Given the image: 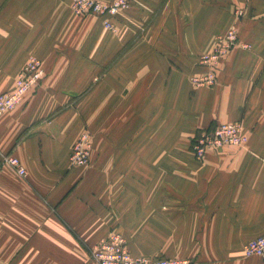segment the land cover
<instances>
[{"label":"crops","instance_id":"0c3cea01","mask_svg":"<svg viewBox=\"0 0 264 264\" xmlns=\"http://www.w3.org/2000/svg\"><path fill=\"white\" fill-rule=\"evenodd\" d=\"M130 1L112 37L102 18L77 17L73 0H0V94L31 57L48 80L70 83L0 118V264H97L91 249L112 233L135 256L264 264L244 251L264 236V0ZM167 17H180L176 39L134 44L135 70L124 60L103 77L90 164H72L91 112L90 99L70 105L75 81L105 72ZM234 22L241 41L216 67V85L195 87L191 78L210 71L200 57ZM227 123L242 124L247 144L197 159L195 136ZM10 156L24 179L3 163Z\"/></svg>","mask_w":264,"mask_h":264},{"label":"built area","instance_id":"2783aa9c","mask_svg":"<svg viewBox=\"0 0 264 264\" xmlns=\"http://www.w3.org/2000/svg\"><path fill=\"white\" fill-rule=\"evenodd\" d=\"M128 8L127 0H114L111 3L101 0H73L72 3V10L77 17L97 16L102 18L104 27L110 31L116 30L112 18ZM238 45L236 33L232 31L225 48L218 46L212 53L203 55L200 58V63L208 66L210 71L207 75L194 78L195 84L198 86L216 85L218 62ZM44 74L42 62L38 58L30 59L17 76L14 90L0 94V118L17 108L28 91L38 83ZM248 139L241 123L220 124L213 129L200 131L193 143L192 150L196 158L201 160L211 149H219L224 146L244 147ZM91 149V136L89 133H84L74 145L70 156L71 163L74 165L88 164L91 160ZM3 163L9 166L17 177L24 179L27 176L26 168L16 157H6ZM244 251L248 257L264 258V236L249 242ZM91 257L97 264H192L185 259L135 256L129 251L124 238L116 233L110 234L109 237L96 244L91 249Z\"/></svg>","mask_w":264,"mask_h":264},{"label":"rangeland","instance_id":"374dc122","mask_svg":"<svg viewBox=\"0 0 264 264\" xmlns=\"http://www.w3.org/2000/svg\"><path fill=\"white\" fill-rule=\"evenodd\" d=\"M128 3H129V8L126 9V10H123L119 15H122L124 13H126L127 11L130 10L131 8V1L130 0H127ZM118 15V16H119ZM91 18H93L94 16H90ZM117 17V16H116ZM242 15H239L237 16V19L241 18ZM96 18V17H94ZM115 18V17H114ZM162 18V17H161ZM113 19V18H112ZM177 20H174V17H167L166 20H160V23L163 24L164 26V29L163 30H160L158 33L155 31V32H151L152 30H149L148 31V28L147 27H144L142 28V30H140L135 36H134V39L131 40L127 46L114 58V60L112 62H110L106 68V71L103 72V73H95V74H92L91 78L88 80V81H85V80H80L82 83H85L83 86L80 85L79 81H75L76 84H79V86L76 88L75 91L78 92V94L75 95V97L72 99V102L70 101V105L72 106H77L79 104H83V102L85 103L88 99H90V101H88L87 103L89 104V108L90 109V117H89V121L86 122V130H84L81 134V136L84 134V133H89L90 136H91V144H92V149H93V139H94V133H93V130L96 129L98 130L99 127H100V118L98 117V109H97V105H98V100H99V93L98 91H101V84L104 82L103 80V77L106 76L108 74V72L112 71L114 68L117 69V67H119L124 60H126L124 63H127L128 64V71L130 73L131 71V68H132V71L135 70L136 66L138 64L136 63H131V60L130 59H134V57L138 56V53L137 51H135V53H133L132 55H130L132 53V51H134L133 47L134 44H139L141 41L143 42L144 40L146 39H155V40H158V41H164V40H169V38H172V40L176 39V36L179 34V32H172L171 30L173 29L171 27V24H178V20H180V17H176ZM184 20H185V17H184ZM169 21V22H168ZM171 23V24H170ZM186 24V22H185ZM104 26V25H103ZM105 33L107 36H115V35H118L119 32H118V29L116 27V30L115 31H110L108 29H106L105 27H103ZM232 31H235L236 33V41L237 43H239L240 40V33H239V28H238V24L236 22L232 23L229 27V29L221 36L218 37V40H217V44L215 45V48L214 50L216 49V47L218 46H221L223 48L226 47V43L228 42L229 40V37L231 35V32ZM172 32V33H171ZM221 43V44H220ZM240 44V43H239ZM235 48V47H234ZM233 48V49H234ZM158 50V48H156ZM232 49V50H233ZM213 50V51H214ZM212 51V52H213ZM130 52V53H129ZM211 52V53H212ZM129 53V54H128ZM230 52H228L226 54V56L229 54ZM205 54H210V53H205ZM203 54V55H205ZM202 55V56H203ZM201 56V57H202ZM200 57V58H201ZM225 57V56H224ZM224 57H222L221 59H223ZM32 58H36V57H31L30 59ZM29 59V60H30ZM220 59V61H221ZM28 60V61H29ZM40 60V59H39ZM41 61V60H40ZM219 61V62H220ZM219 62H218V65H219ZM201 64V63H200ZM43 65V64H42ZM201 65H204V64H201ZM124 66V65H123ZM206 66V65H204ZM131 67V68H130ZM208 67V66H206ZM44 68V67H43ZM209 68V67H208ZM210 69V68H209ZM110 70V71H109ZM45 71V69H44ZM48 75V74H47ZM131 74H127L124 76V78L126 80H132ZM131 77V78H130ZM144 77V76H143ZM144 78H147L146 76ZM196 78V77H194ZM193 78V79H194ZM193 79L191 78V82L193 83V85L195 87H198V85L195 84V82L193 81ZM16 81H17V78L15 79L14 81V84H13V87H12V91L14 90L15 86H16ZM49 81V82H48ZM68 83L69 81L66 80V79H60V80H48V77L46 78V72L44 74V76L38 81L37 84L34 85V87L31 88L30 91H28V93L25 95L24 97V100L22 101L25 102L27 101L30 96H36L37 94L40 93V91H54V90H58V91H62V90H66L68 89ZM70 84V83H69ZM146 84H147V81L145 80L142 85L144 87H146ZM105 87V86H104ZM70 88V87H69ZM10 90V91H11ZM71 91V89H69ZM7 92V91H6ZM29 97V98H28ZM28 98V99H27ZM21 103V104H22ZM15 110V109H14ZM13 111V110H12ZM93 129V130H92ZM200 133V132H199ZM198 133V134H199ZM197 134V135H198ZM197 135L195 136L194 138V141L197 137ZM80 136V137H81ZM79 137V139H80ZM78 139V140H79ZM77 140V141H78ZM76 141V142H77ZM193 141V143H194ZM76 144V143H75ZM193 146V144H192ZM74 148V147H73ZM91 149V150H92ZM212 150V149H211ZM73 151V150H72ZM193 152V150H192ZM91 155H92V151H91ZM71 156V155H70ZM15 157V156H13ZM196 157V156H195ZM17 158V157H16ZM18 159V158H17ZM21 162V161H20ZM90 164V162L86 165H77V166H88ZM125 240V239H124ZM126 241V240H125ZM127 244V242H126ZM93 259V258H92Z\"/></svg>","mask_w":264,"mask_h":264}]
</instances>
